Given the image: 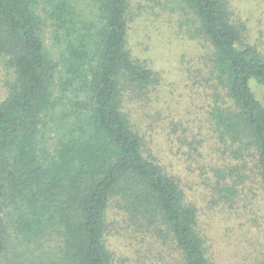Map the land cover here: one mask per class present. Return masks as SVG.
I'll use <instances>...</instances> for the list:
<instances>
[{"label": "trees", "instance_id": "trees-1", "mask_svg": "<svg viewBox=\"0 0 264 264\" xmlns=\"http://www.w3.org/2000/svg\"><path fill=\"white\" fill-rule=\"evenodd\" d=\"M77 1L0 0V264L30 259L14 250L11 229L26 245L51 247L57 234L34 264H119L111 231L137 244L139 262L158 237L178 264H215L200 209L127 110L128 90L157 83L129 48L133 0H90L88 9ZM179 2L190 31L208 42L210 81L225 93L212 113L218 146L242 163L218 170V191L238 201L242 171L252 169L264 193V52L244 39L231 0Z\"/></svg>", "mask_w": 264, "mask_h": 264}, {"label": "rangeland", "instance_id": "rangeland-1", "mask_svg": "<svg viewBox=\"0 0 264 264\" xmlns=\"http://www.w3.org/2000/svg\"><path fill=\"white\" fill-rule=\"evenodd\" d=\"M160 1L133 0L129 48L135 58L155 71L157 83L143 91L128 90L124 96L127 110L145 136L146 149L181 181L188 200L200 209L202 234L214 263L264 264V193L256 180L258 175L252 169L242 171V178L248 177L239 178L238 201L226 200L221 192L222 198L216 185L220 181L218 170L227 174L231 166L242 163L231 160L229 154L224 156V148L217 143L212 113L222 104L225 93L209 79L208 42L190 31L179 9L180 0L169 5ZM77 2L86 9L93 7L90 0ZM231 6L236 18L246 24L244 39L264 52V0H231ZM55 53L58 54L56 50ZM4 79L0 66V100L6 94ZM247 160L252 167L253 161ZM11 230L14 250L30 258L23 260L26 264H34L37 257L59 244L54 233L51 247L30 241L29 249ZM127 238L112 231L108 237L111 248L119 254V264H178L172 243L165 244L155 237L152 240L157 246L148 243L154 247L152 251L149 246L141 247L145 255L139 262L142 256L137 244ZM135 239L139 243L142 237ZM10 249L14 252L11 240Z\"/></svg>", "mask_w": 264, "mask_h": 264}]
</instances>
